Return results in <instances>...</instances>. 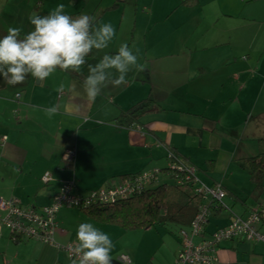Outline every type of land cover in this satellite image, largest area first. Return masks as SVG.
<instances>
[{
    "label": "crops",
    "instance_id": "0c3cea01",
    "mask_svg": "<svg viewBox=\"0 0 264 264\" xmlns=\"http://www.w3.org/2000/svg\"><path fill=\"white\" fill-rule=\"evenodd\" d=\"M36 1L0 0V37L9 27H21L22 38L33 29L32 16L49 13ZM79 1L72 2L76 11L67 15L87 14L96 26L113 21L116 39L103 55L117 53L122 44L131 48L135 33L141 36L143 71L136 68L119 87L102 89L94 102L87 100L86 76L81 74L74 77L75 84H61L63 76L54 73L50 76L57 82L52 78L39 82L29 76L14 87L0 77V200H14L25 210L39 211L51 204L65 183H74L77 196L117 186L128 177L163 170L166 154L171 152L197 174L198 168L206 167L210 188L220 185L224 200L231 203L229 208L223 203L225 209L210 211L204 238L227 227L232 216L245 218L264 208V189L258 192L251 185L248 161L264 151L257 143L264 140V62L262 56L258 61L251 55L245 59L246 50H238L242 35L237 34L247 22L256 25L255 16L244 13L247 5L255 3L264 22L262 0ZM125 11L133 21L130 31L121 36ZM259 25L264 31V23ZM99 54L94 50L89 57ZM144 101L150 103L132 120V128L120 127L117 119ZM52 106L57 113L49 119L43 110ZM68 150L76 153L71 168L61 161ZM235 165L247 176L233 170ZM229 173L236 183L219 181ZM248 182L252 192L245 197L235 185L249 189ZM81 223H91L110 236L114 243L111 264H119L121 256L129 264H167L160 249L157 256L148 253L153 246L143 245L144 236H139L146 231L126 232L102 225L75 208L58 212L55 245L76 246ZM258 233L264 239L263 226ZM156 238L167 240L163 246L170 245L166 236L156 234ZM178 250L179 242H174L169 264H175ZM142 256L145 262L141 263ZM216 259V264H264V243L226 242L217 250ZM0 264L72 263L54 246L13 243L3 231Z\"/></svg>",
    "mask_w": 264,
    "mask_h": 264
},
{
    "label": "clouds",
    "instance_id": "9594fccd",
    "mask_svg": "<svg viewBox=\"0 0 264 264\" xmlns=\"http://www.w3.org/2000/svg\"><path fill=\"white\" fill-rule=\"evenodd\" d=\"M65 5L58 4L47 15L31 17L33 29L21 38V27H9L0 37V77L9 86L23 84L29 76L43 82L58 69L81 73L87 64L88 75L83 90L89 102H94L102 89L126 82L133 68L143 71L136 54L122 44L115 54L105 53L94 65L87 58L93 51L108 48L116 35L109 23L94 24V18L81 14L72 17L64 13ZM63 85L57 88L62 89ZM34 110L39 111L38 107ZM51 119L57 113L55 106L43 110ZM77 259L72 264H111L114 243L110 236L91 223H81L77 229Z\"/></svg>",
    "mask_w": 264,
    "mask_h": 264
},
{
    "label": "built area",
    "instance_id": "2783aa9c",
    "mask_svg": "<svg viewBox=\"0 0 264 264\" xmlns=\"http://www.w3.org/2000/svg\"><path fill=\"white\" fill-rule=\"evenodd\" d=\"M75 155L74 150H68L62 155L61 161L71 168ZM166 158L168 161L164 171L153 170L138 174L117 186L90 192L86 197L75 195L74 183H65L59 188L51 204L39 211L25 210L14 200H0V239L2 232L6 231L13 243L37 242L54 246L72 263L77 259L74 251L76 246L68 244L60 248L54 243V235L57 231L56 216L61 209L86 210L92 206L122 203L156 186L162 180L175 176L176 185L192 182L194 192L203 201L189 228L180 230L177 234L180 246L175 257V264H216L217 250L223 243L234 240L264 243V239L258 233V227H264V208L251 211L245 218L232 216V221L227 227L204 238V229L210 215L209 205L224 208L222 201L225 194L220 186L208 188L201 184L196 178V171L188 165L181 164L173 153L168 152ZM181 176H183L182 179ZM196 239L200 241L196 243ZM118 261L119 264L130 263L125 256H121Z\"/></svg>",
    "mask_w": 264,
    "mask_h": 264
},
{
    "label": "trees",
    "instance_id": "16d2710c",
    "mask_svg": "<svg viewBox=\"0 0 264 264\" xmlns=\"http://www.w3.org/2000/svg\"><path fill=\"white\" fill-rule=\"evenodd\" d=\"M18 98L16 97L15 100L18 101ZM148 103L150 102H141L128 112L123 113L117 119L120 127L130 130L132 128L130 123L147 108ZM257 143L264 148V140H259ZM176 158L184 166L188 165L178 157ZM166 161H168L167 158ZM248 161L251 185L255 191L263 192L264 151L256 158ZM188 167L193 168L190 165ZM193 169L197 175V170ZM183 176H181V179ZM132 177H128L123 181ZM174 179L175 176L162 180L156 186L133 196L125 202L108 206H92L83 210V212L99 224L116 226L126 232L147 231L167 225L177 228L178 232L187 230L203 201L194 192L192 182L176 185ZM165 181L169 183L167 184ZM212 207L214 206L210 204L209 211L225 209L224 205V208Z\"/></svg>",
    "mask_w": 264,
    "mask_h": 264
},
{
    "label": "rangeland",
    "instance_id": "374dc122",
    "mask_svg": "<svg viewBox=\"0 0 264 264\" xmlns=\"http://www.w3.org/2000/svg\"><path fill=\"white\" fill-rule=\"evenodd\" d=\"M19 3L20 1L22 2H26L27 0H18ZM76 1V2H80L79 0H37L36 3L39 4H44L46 6V10L48 12L52 11L58 4H64L65 5V10L64 13H69L71 11H76L75 9H73L70 5H72V2ZM262 2L264 3V0H262ZM255 4V3H254ZM254 4L252 5H247V7H244V13L247 17H254L255 16V23L256 25L252 24V22H247L246 23V28L243 30H238L237 34L241 37L242 35V39L240 42V46L238 47V50L240 52H242L241 50H246V54H245V59L248 58V55H251L256 61H258V59L262 56L261 62H264V31L260 30L262 28L261 25H259V22L261 21V23H264L262 21V18L260 17V15H258V8L256 6H254ZM122 8V7H121ZM123 10V9H122ZM262 10L264 11V6L262 7ZM122 12V11H121ZM33 15V14H32ZM31 16V15H30ZM30 19V17H29ZM132 16L130 15L129 11H125L124 16H123V20L121 23V29H120V35L122 36V32L127 33V30L130 31L131 28V23H132ZM113 22V21H112ZM110 22V23H112ZM261 27V28H260ZM264 29V27H263ZM116 39V37H114ZM131 41V49L133 50V53L136 54V50H139V54H138V63L139 64H143V54H142V50H141V46H142V38L138 33H135V36ZM99 53V52H98ZM103 56V52H100L99 55H95L92 57H88V63L91 64H95L97 63ZM264 65V63H263ZM86 67L85 71L82 73H75V72H71V71H63V73L61 72H55L56 74H58L60 77L63 76V80H61V84H75V82H78V80H76L74 77L79 78L80 74L83 76H87L88 75V68H87V64L83 66L82 71L84 70V68ZM135 67H133L127 74L126 79H131L132 73L135 71ZM48 78H52L53 81H56V78L54 76H49ZM74 78V79H73ZM75 80V81H74ZM123 84V83H122ZM119 87V86H116ZM264 121H261V124H263ZM263 135H264V131H262ZM221 160L219 158L218 163L215 167L216 171L218 172V174L220 173L221 169ZM225 165V164H224ZM167 167V166H166ZM239 170L241 172H243L238 165H235V167H233V170ZM166 168H164L161 171H164ZM200 170L199 174H197V176H199V181H201V184H203L204 186L206 185V187L210 188L211 186V182L208 180V176H210V172H208L206 167H202V168H198ZM245 174V176H247L246 172H243ZM217 175V173H216ZM222 182L225 180L227 182L230 183H236L234 180V176L229 174H225L224 176H222V178L219 180ZM248 181V179H247ZM161 183V182H160ZM163 183V182H162ZM165 183H169L166 182ZM237 185V186H236ZM235 187H238V190L240 192L241 195H244L245 197H247L248 195L251 194L252 189H250V185L248 182V186L249 189L245 186L242 185L241 183L236 184ZM225 188H228L227 184L224 185ZM104 189V188H103ZM102 190V189H101ZM93 192V191H88L87 193H83L82 197H86L88 195V193ZM247 200H249V198H247ZM225 205L229 208L231 206V203L228 199L224 200ZM261 204H264V195H263V200L261 201ZM252 206V205H251ZM63 209H67V208H63ZM78 210V209H76ZM256 211V209H255ZM177 233H178V229L167 225L165 227H159L156 229H151L148 230L144 233H139V236H144V240H143V245H152L153 249L148 250V253H152V255H158V253L156 254V252L160 249V257L163 260H166V258L169 260H167V264L170 263V254L171 251L169 253V250L171 248V246H173L174 242H179L178 237H177ZM138 234V233H137ZM156 234H159V236H166L167 239H169L170 245H165L163 246L162 244L164 242H166L167 240L165 239H157L156 238ZM6 235H8V233L6 232ZM165 240V241H164ZM180 246V244H179ZM178 252V251H177ZM169 253V254H168ZM159 257V256H158ZM159 257V258H160ZM139 261L145 262V256H142L138 259Z\"/></svg>",
    "mask_w": 264,
    "mask_h": 264
}]
</instances>
